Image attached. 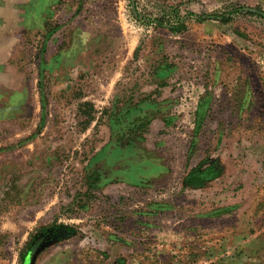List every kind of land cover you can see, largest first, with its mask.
<instances>
[{
	"label": "rangeland",
	"instance_id": "374dc122",
	"mask_svg": "<svg viewBox=\"0 0 264 264\" xmlns=\"http://www.w3.org/2000/svg\"><path fill=\"white\" fill-rule=\"evenodd\" d=\"M232 4L264 14L0 0V264H264V20H208ZM143 102L164 113L134 126ZM131 138L168 171L109 179V148ZM200 165L217 177L185 186Z\"/></svg>",
	"mask_w": 264,
	"mask_h": 264
},
{
	"label": "crops",
	"instance_id": "0c3cea01",
	"mask_svg": "<svg viewBox=\"0 0 264 264\" xmlns=\"http://www.w3.org/2000/svg\"><path fill=\"white\" fill-rule=\"evenodd\" d=\"M4 52L5 50L0 49L1 57L5 55ZM161 106L162 105L156 107L155 102H143L132 109L127 117L132 120V124L136 126V123L144 119L147 114L154 109V107H156L160 111L157 114H163L164 112H162ZM167 121L168 119H165V122ZM136 141L137 140H135V138H131L128 139L125 144H115L113 147L109 148V152L111 153V155L109 159H105V161L107 162L106 168H109L111 170L114 169L113 171H111L113 176L110 175L109 179L117 181L120 184H138L145 179L159 177L168 171V167L161 163L159 160L148 157L145 153V150L140 149V146L136 143ZM152 167L159 169L152 170ZM122 170H128L129 176L133 180L129 179L128 181H125L114 179V174ZM106 181L107 180L105 175L104 183H106Z\"/></svg>",
	"mask_w": 264,
	"mask_h": 264
},
{
	"label": "trees",
	"instance_id": "16d2710c",
	"mask_svg": "<svg viewBox=\"0 0 264 264\" xmlns=\"http://www.w3.org/2000/svg\"><path fill=\"white\" fill-rule=\"evenodd\" d=\"M233 6H225L222 11H218L215 14L208 17V20H215L221 25H229L233 23L236 17L238 16H255L262 20H264V14L260 12H253L250 9H247L239 4H232ZM176 10V9H175ZM177 16H179V12L176 11ZM201 19V18H200ZM204 21V20H199ZM164 22H161V26H164ZM169 25V26H168ZM168 30L173 34L180 35L188 30V25L186 23L180 24L179 26H172L171 24H167ZM236 34L240 37H245L240 32H236ZM147 124H143L141 127H145ZM147 127V126H146ZM202 165V164H201ZM201 165L192 169L187 178L185 179V186L192 184L197 186L199 183L203 184L207 179H213L217 177V173L215 172V165L207 168L205 171L201 168Z\"/></svg>",
	"mask_w": 264,
	"mask_h": 264
}]
</instances>
